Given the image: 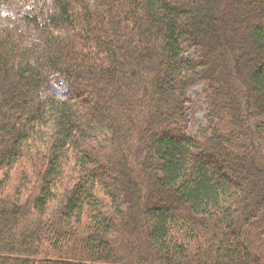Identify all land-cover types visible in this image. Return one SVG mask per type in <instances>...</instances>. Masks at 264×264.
I'll return each mask as SVG.
<instances>
[{
	"label": "trees",
	"instance_id": "obj_1",
	"mask_svg": "<svg viewBox=\"0 0 264 264\" xmlns=\"http://www.w3.org/2000/svg\"><path fill=\"white\" fill-rule=\"evenodd\" d=\"M0 264H264V0H0Z\"/></svg>",
	"mask_w": 264,
	"mask_h": 264
},
{
	"label": "rangeland",
	"instance_id": "obj_2",
	"mask_svg": "<svg viewBox=\"0 0 264 264\" xmlns=\"http://www.w3.org/2000/svg\"><path fill=\"white\" fill-rule=\"evenodd\" d=\"M202 90L203 83L194 85L188 90L190 103L186 110L185 120L181 122L188 134H199L206 123V106Z\"/></svg>",
	"mask_w": 264,
	"mask_h": 264
}]
</instances>
